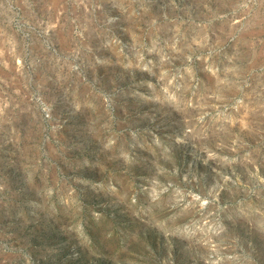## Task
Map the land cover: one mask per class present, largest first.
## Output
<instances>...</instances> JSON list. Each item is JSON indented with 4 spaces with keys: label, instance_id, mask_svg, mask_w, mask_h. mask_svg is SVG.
Instances as JSON below:
<instances>
[{
    "label": "rangeland",
    "instance_id": "1",
    "mask_svg": "<svg viewBox=\"0 0 264 264\" xmlns=\"http://www.w3.org/2000/svg\"><path fill=\"white\" fill-rule=\"evenodd\" d=\"M0 264H264V0H0Z\"/></svg>",
    "mask_w": 264,
    "mask_h": 264
},
{
    "label": "water",
    "instance_id": "2",
    "mask_svg": "<svg viewBox=\"0 0 264 264\" xmlns=\"http://www.w3.org/2000/svg\"><path fill=\"white\" fill-rule=\"evenodd\" d=\"M111 15L106 14V18H107L108 21L114 22L115 19H112ZM134 47H135V44H133V46H131V48H129V44H128V47L126 48L127 49V54H126V56L123 59V63H128L129 64V62L131 63V61H133V62H135V64L137 66L140 67V56H139V53H138L137 49L135 50ZM141 66H142V67H140L141 69H143L145 67H149L148 63H146V65L142 64Z\"/></svg>",
    "mask_w": 264,
    "mask_h": 264
}]
</instances>
